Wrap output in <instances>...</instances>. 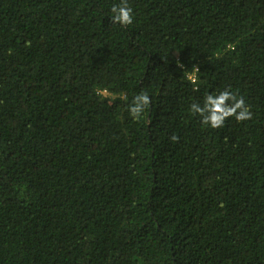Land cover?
I'll list each match as a JSON object with an SVG mask.
<instances>
[{
    "label": "trees",
    "instance_id": "trees-1",
    "mask_svg": "<svg viewBox=\"0 0 264 264\" xmlns=\"http://www.w3.org/2000/svg\"><path fill=\"white\" fill-rule=\"evenodd\" d=\"M120 2L0 0V264H264V0Z\"/></svg>",
    "mask_w": 264,
    "mask_h": 264
},
{
    "label": "clouds",
    "instance_id": "clouds-1",
    "mask_svg": "<svg viewBox=\"0 0 264 264\" xmlns=\"http://www.w3.org/2000/svg\"><path fill=\"white\" fill-rule=\"evenodd\" d=\"M113 23L130 25L133 23V9L128 5V0H121L120 4L113 5L111 9ZM191 79V77H189ZM195 83V81H193ZM232 101L231 104L228 102ZM151 104V98L147 92H141L137 95L129 106V112L133 119L139 120L146 108ZM191 111L202 117L204 125H210L212 128H219L229 117H235L237 121L251 119L252 112L250 105H247L244 98L237 97L233 92L224 90L218 95L207 94L203 107L197 103L191 105ZM174 141L178 137L173 136Z\"/></svg>",
    "mask_w": 264,
    "mask_h": 264
}]
</instances>
